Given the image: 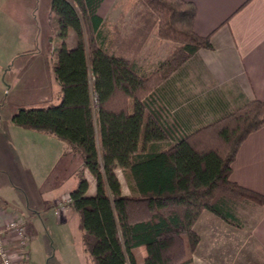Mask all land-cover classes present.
Wrapping results in <instances>:
<instances>
[{
    "label": "trees",
    "instance_id": "16d2710c",
    "mask_svg": "<svg viewBox=\"0 0 264 264\" xmlns=\"http://www.w3.org/2000/svg\"><path fill=\"white\" fill-rule=\"evenodd\" d=\"M105 0H51L58 20L53 71L60 103L19 107L12 122L53 135L65 153L84 158L69 192L90 264H189L200 235L194 226L204 210L235 224L232 202L264 205V194L230 179L232 162L248 135L264 126V101L253 99L216 121L163 146L171 133L147 99L199 49L213 48L195 30L190 0H134L132 28L110 25L99 10ZM75 31L77 44L65 39ZM172 45L155 67L138 61L153 36ZM130 179L122 192L117 169ZM96 190L88 193L85 171ZM28 264V261L25 263Z\"/></svg>",
    "mask_w": 264,
    "mask_h": 264
},
{
    "label": "crops",
    "instance_id": "0c3cea01",
    "mask_svg": "<svg viewBox=\"0 0 264 264\" xmlns=\"http://www.w3.org/2000/svg\"><path fill=\"white\" fill-rule=\"evenodd\" d=\"M190 1L197 6L195 30L200 35H210L213 48L199 49L148 97V111L161 113V123L171 133L163 146L174 144L248 101L257 98L264 101V0ZM50 73L52 76L45 85L60 90L54 71ZM13 77L8 78L9 88L17 87ZM41 84L38 80L32 81V87L37 90L43 87ZM19 107L22 106L12 107L6 118H0V172H3L0 186L1 182L15 183L11 171H31V164L38 160L46 162L51 149L56 152L57 137L12 122V115ZM116 172L122 192L130 194L129 177L120 168ZM85 174L89 181L88 193L93 194L95 180L88 170ZM18 177L24 175L18 174ZM122 177L127 181V190ZM230 179L264 194V126L251 132L240 145L232 162ZM62 206L61 201L55 209L60 208L65 217L69 213L77 215L71 205ZM252 206L254 218L246 227L234 226L214 212L204 210L194 226L200 242L193 264H264V205L253 203ZM18 210V205L11 203L0 189L2 224L5 226L10 219L21 216ZM24 218L28 223L27 217ZM12 237L8 232L7 242L11 247ZM139 249L144 260L146 249L136 248V257ZM137 261L140 264L138 257Z\"/></svg>",
    "mask_w": 264,
    "mask_h": 264
},
{
    "label": "rangeland",
    "instance_id": "374dc122",
    "mask_svg": "<svg viewBox=\"0 0 264 264\" xmlns=\"http://www.w3.org/2000/svg\"><path fill=\"white\" fill-rule=\"evenodd\" d=\"M133 1L105 0L100 11L108 26L118 25L130 30L136 11ZM50 14L51 0H0V118H6L8 110L18 105L48 107L61 101L59 87L45 85L52 76L57 48L63 42L58 36L57 17ZM65 43L70 48L76 46L74 29L68 30ZM171 45L170 40H160L154 35L138 55L139 64L145 70L152 69L167 56ZM11 77L17 80L16 88H9L7 84ZM37 80L43 86L40 90L32 87V81ZM55 140L56 152L51 149L46 162L38 160L31 164V171H11L15 181L12 185L1 182L4 195L17 204L19 214L28 219L26 229L31 236L26 249L28 257L22 262L16 259L18 264L27 261L28 264L91 263L82 243L78 215L74 217L69 213L65 217L60 208L55 209L61 201L64 206L70 205L67 193L77 185L76 173L84 158L80 154L65 153V142ZM122 180L127 190V181L123 177ZM253 203L250 200L231 203L236 217L234 226L246 227L253 221ZM142 254V250H137L140 264H144ZM193 258L194 253L189 264H193Z\"/></svg>",
    "mask_w": 264,
    "mask_h": 264
},
{
    "label": "built area",
    "instance_id": "2783aa9c",
    "mask_svg": "<svg viewBox=\"0 0 264 264\" xmlns=\"http://www.w3.org/2000/svg\"><path fill=\"white\" fill-rule=\"evenodd\" d=\"M66 198L68 203H71L70 196ZM26 225L27 220L22 216L10 219L5 226L0 221V264H17L16 259L22 262L28 257L26 249L30 243V235ZM8 232L13 236L12 247L7 242Z\"/></svg>",
    "mask_w": 264,
    "mask_h": 264
}]
</instances>
